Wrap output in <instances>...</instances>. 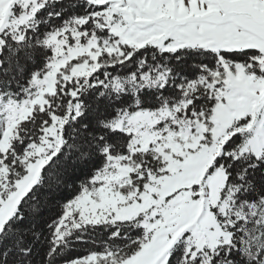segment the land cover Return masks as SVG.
I'll return each instance as SVG.
<instances>
[{
	"label": "snow or ice",
	"instance_id": "obj_1",
	"mask_svg": "<svg viewBox=\"0 0 264 264\" xmlns=\"http://www.w3.org/2000/svg\"><path fill=\"white\" fill-rule=\"evenodd\" d=\"M0 264H264V0H0Z\"/></svg>",
	"mask_w": 264,
	"mask_h": 264
}]
</instances>
